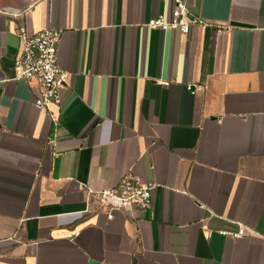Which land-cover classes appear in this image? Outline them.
<instances>
[{
  "label": "crops",
  "instance_id": "0c3cea01",
  "mask_svg": "<svg viewBox=\"0 0 264 264\" xmlns=\"http://www.w3.org/2000/svg\"><path fill=\"white\" fill-rule=\"evenodd\" d=\"M183 1L206 26H147L175 0H0V264H264V0ZM19 27L62 31L57 122L13 79ZM127 175L152 206L109 218L89 191Z\"/></svg>",
  "mask_w": 264,
  "mask_h": 264
},
{
  "label": "built area",
  "instance_id": "2783aa9c",
  "mask_svg": "<svg viewBox=\"0 0 264 264\" xmlns=\"http://www.w3.org/2000/svg\"><path fill=\"white\" fill-rule=\"evenodd\" d=\"M188 8L183 0H175V6L169 14L161 13L147 22L150 28L163 30H178L189 34L193 23L206 26L203 19L189 20ZM21 43V51L14 59L15 80L33 81L38 85V93L34 104L50 111L54 121L58 116L51 110L54 105L61 108V91L67 85L69 73L59 63L58 46L62 31L54 27H45L42 30L29 32L25 27L17 31ZM200 85L192 83L188 89L195 91ZM155 185L141 179L127 175L116 184L98 190L89 191V202L96 208L105 211L109 218L114 211L129 209H148L152 206V194ZM227 234V231H222ZM245 229L241 227L233 236L244 235Z\"/></svg>",
  "mask_w": 264,
  "mask_h": 264
},
{
  "label": "water",
  "instance_id": "95a60500",
  "mask_svg": "<svg viewBox=\"0 0 264 264\" xmlns=\"http://www.w3.org/2000/svg\"><path fill=\"white\" fill-rule=\"evenodd\" d=\"M12 13L18 14L20 11H10ZM91 264H97L95 261H90Z\"/></svg>",
  "mask_w": 264,
  "mask_h": 264
}]
</instances>
